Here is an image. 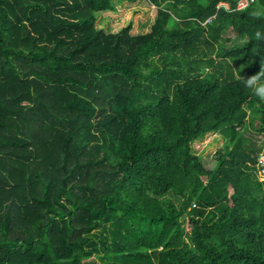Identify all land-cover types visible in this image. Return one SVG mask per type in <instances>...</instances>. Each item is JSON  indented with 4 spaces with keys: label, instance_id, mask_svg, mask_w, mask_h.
Returning <instances> with one entry per match:
<instances>
[{
    "label": "trees",
    "instance_id": "obj_1",
    "mask_svg": "<svg viewBox=\"0 0 264 264\" xmlns=\"http://www.w3.org/2000/svg\"><path fill=\"white\" fill-rule=\"evenodd\" d=\"M235 1L147 0L131 34L96 25L112 0H0V264H264V102L233 71L264 0Z\"/></svg>",
    "mask_w": 264,
    "mask_h": 264
},
{
    "label": "rangeland",
    "instance_id": "obj_2",
    "mask_svg": "<svg viewBox=\"0 0 264 264\" xmlns=\"http://www.w3.org/2000/svg\"><path fill=\"white\" fill-rule=\"evenodd\" d=\"M115 10L97 16L96 25L105 31H116L127 22L131 24L130 33L139 34L147 31L149 24L155 15V8L147 0H112ZM227 36L233 34L228 31ZM251 137L257 144L264 145V135L256 131H249ZM207 141V142H206ZM221 144V139L217 133H208L191 142L192 150L199 156L205 168L214 165L212 158L213 151ZM94 264H99L94 260Z\"/></svg>",
    "mask_w": 264,
    "mask_h": 264
},
{
    "label": "clouds",
    "instance_id": "obj_3",
    "mask_svg": "<svg viewBox=\"0 0 264 264\" xmlns=\"http://www.w3.org/2000/svg\"><path fill=\"white\" fill-rule=\"evenodd\" d=\"M255 38L257 40H264V35L257 32L255 33ZM244 43H248V41L245 40ZM233 71L236 73V79L242 80L245 87L251 89L252 94L257 97L260 102H264V59L260 61L258 71L251 75L243 76L236 71L235 67H233Z\"/></svg>",
    "mask_w": 264,
    "mask_h": 264
},
{
    "label": "built area",
    "instance_id": "obj_4",
    "mask_svg": "<svg viewBox=\"0 0 264 264\" xmlns=\"http://www.w3.org/2000/svg\"><path fill=\"white\" fill-rule=\"evenodd\" d=\"M252 2L253 0H236L234 9L241 10L247 7ZM218 7H222L225 10H228V4L225 2L217 3L216 8ZM207 20H205L203 23H205ZM255 175L258 180H264V151L263 150H260L255 156Z\"/></svg>",
    "mask_w": 264,
    "mask_h": 264
}]
</instances>
